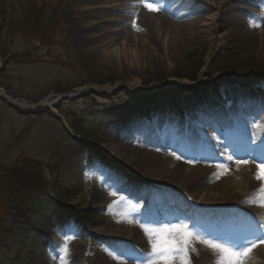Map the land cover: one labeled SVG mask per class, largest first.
<instances>
[{
  "label": "rangeland",
  "instance_id": "1",
  "mask_svg": "<svg viewBox=\"0 0 264 264\" xmlns=\"http://www.w3.org/2000/svg\"><path fill=\"white\" fill-rule=\"evenodd\" d=\"M164 4L169 7L165 10L162 4L164 12L149 11L157 14V22L172 8ZM144 8L137 7L134 17L121 12L116 2L102 5L91 0L81 6L80 0H0V90L8 99L30 106L73 94L33 113L0 98V264H142L151 245L141 225L161 226L151 200L165 204L156 211L163 212L164 223L188 227L192 209L173 184H153L148 175L126 164L110 142L112 134L119 135L115 128L122 130L128 114L144 108L153 116L146 121L150 134H122L117 141L147 138V150L157 153L151 163L169 156L167 165L172 167L177 159L168 144L182 137L174 134L178 127L160 126L157 116H168L172 122H180V117L191 120L190 111L199 103L213 107L218 96L243 87L255 88L264 98V75H255L264 71V50L241 36L228 39L219 28L231 29L233 23L224 18L211 26L204 44L179 53L168 49L171 64L154 60L130 69L126 56L94 53L80 40L79 28L86 24L97 30L104 23L127 36L139 33ZM246 8L252 6L230 0L225 12L245 20V31L259 30L249 26L261 22ZM154 44L163 56L162 40ZM230 70L240 73L229 76ZM132 77L139 80L138 87H133ZM263 115L259 111L256 118ZM67 117L83 134L75 141L65 132L70 133ZM210 179L215 187L223 184L215 181L219 176ZM72 192L79 194L65 197ZM257 205L252 200L245 204L256 211L261 209ZM194 247L191 264H202Z\"/></svg>",
  "mask_w": 264,
  "mask_h": 264
},
{
  "label": "bare ground",
  "instance_id": "2",
  "mask_svg": "<svg viewBox=\"0 0 264 264\" xmlns=\"http://www.w3.org/2000/svg\"><path fill=\"white\" fill-rule=\"evenodd\" d=\"M88 1L91 0H80V5L84 6ZM92 1L102 5L116 2L121 12L125 14L133 13L137 8L132 7L134 0ZM165 1L171 4L173 3L172 8L167 12L168 17H162V19L157 22V14L150 13L147 8H144L139 17L138 24L141 25L142 28L139 33H133L131 36H127L124 30L108 27L104 23L99 24L97 30H95L92 25L86 24L79 28L80 40H85L86 45H91L92 48H90V50L94 51V53H102L104 55L121 54L123 57L126 56V61L129 62L128 66L130 69L133 67H144V64H147L148 61L152 63L165 60L166 63L171 64L172 59L167 51L168 49L173 53H179L181 49H186L191 45L193 46L200 42L204 44L207 42V37H205V35H210L211 26L221 18H224L233 23L231 29L228 25L219 28V30L226 32V37L228 39L237 40L240 38L238 36H241L245 38L243 41H246L247 44L260 46L264 50V15H262L264 13H262V11H260L261 8H259L261 7L259 6L260 3L263 4L264 0H244L247 5H250V7L252 6V9L246 8L249 14L257 17L261 22L260 29L255 31H245L247 26L245 20L225 12L229 6L230 0H164V2ZM212 7L216 8L215 11H207V13H205L206 10ZM222 11L225 16L220 14ZM83 13L88 14V11L84 10ZM188 17H190L189 21L191 19H193V21L189 22L186 19ZM115 18H118L117 20L127 21V18ZM175 18L183 19V22H174ZM192 28H197L199 32L196 33ZM94 32H97L96 36L92 35ZM154 40H162V44L165 46L163 56H161L162 51L160 52V50L156 48ZM128 57L131 59H128ZM132 81L133 87H138L140 85L138 79L132 77ZM237 92L238 89L234 91L235 97H233V99L229 97L233 106L231 110L228 109L230 110L228 113H230L235 122L240 123L243 127L245 133L244 144L250 143V141H248L250 139L254 140L253 150H255L257 154L261 151V156H259V158L256 157L259 159H256V162H262L264 161V150L260 147V143L264 141V115L256 125L255 129L257 135L254 138L252 135L248 134L250 130L247 126L249 124L248 121H240L237 117H239L238 114H243L247 117L255 118L258 112L261 111V108H264V99L261 100L258 91L249 87H245L241 92ZM0 95L6 96L1 90ZM13 102L18 103L16 101ZM46 103L49 105L51 104L50 100H47ZM25 105L26 103H22L19 105V108H23ZM143 109L144 108L141 106H138L135 111L130 112L131 114L127 116L129 120H126L122 130L119 131L118 128H115V130L117 129L116 131L119 132V135L115 134L116 136H114V134H112L110 137L111 145L115 148V151L119 153L120 157L123 158L126 164L148 175V180L153 182V184H173L177 194H183L190 203L198 204V207L200 206L202 210L215 212L223 207L222 204L230 203L233 209L246 212L247 209L244 206L247 202L253 200L260 204L264 194L258 191L261 187V182L254 178V171L257 172V169L254 168L255 166L252 162L249 165L248 162L236 163L238 160H243L246 155L242 153L243 145L241 143L234 144L237 147V152L233 154V158L224 160V166H222L221 163L215 166H209L208 164L210 162L206 159H202L197 165H189L184 161L180 163L176 162L170 167L167 165L169 157L158 160L157 165L151 163L153 161L152 158H155L157 153L147 150L148 142L150 143L147 138L137 137L134 142H118L117 140H120L121 137L119 136H122V134L138 133L139 135L146 134V136L150 134L151 130L149 131L148 128L145 127L147 126L146 121L148 117L152 118L153 116ZM173 112L177 113L178 109L173 107ZM190 112L189 115L191 116V120L189 121H184L183 117H180V122H172L170 117L165 115H159L157 117H160L159 124L163 127L167 124H177L176 126L182 131L184 124L189 126L188 136H193V138H195V135L200 134V131L208 137H212L214 136V132L219 131L222 122L227 120L231 121L227 114H224L223 109L218 103L216 107L199 103V105H196ZM133 115H137V119L131 118ZM251 131L252 130H250V132ZM244 160L248 161V159ZM216 176H219L220 179L215 181L223 183L221 186L216 185L217 188L214 185H210L212 182L210 178ZM213 190H216L215 193ZM180 201L184 202L182 198ZM180 201H176V203ZM184 203L185 205L188 204L186 202ZM249 212L256 224L264 223V207H261V209L257 211L249 208ZM232 219L235 226L238 228L241 224L239 223V216L234 213ZM247 223V229L254 232L255 228L250 224V220L247 221ZM130 227L132 229L134 228L131 225ZM261 230L264 231V228H261ZM131 233L133 234V230H131ZM196 248L199 256L203 260L202 264H216L218 256L213 250L199 242L196 243ZM263 251L264 243L253 248L248 257L244 260V264H264Z\"/></svg>",
  "mask_w": 264,
  "mask_h": 264
},
{
  "label": "snow or ice",
  "instance_id": "3",
  "mask_svg": "<svg viewBox=\"0 0 264 264\" xmlns=\"http://www.w3.org/2000/svg\"><path fill=\"white\" fill-rule=\"evenodd\" d=\"M140 5L149 11H160L163 8L160 0H152L151 3L147 0H134L132 7H139ZM131 15L135 17L137 13H131ZM132 25L137 27L135 19H133ZM249 26L260 27L255 22H250ZM137 30L139 29L137 28ZM247 162V160L236 161L237 164ZM254 178L261 182L258 191L264 194V161L257 164V172ZM260 206L264 207V197L260 201ZM141 227L149 235L151 245V252L144 255L142 264H177V261L179 264H191L190 253L196 251L193 241H198L213 250L218 256L216 264H244V260L252 249L259 243H264V233L254 239L245 237L238 243H232L205 238L199 232L189 231L187 225L184 224L162 223L159 227L150 228L146 225H141ZM259 227L264 228V223L260 224Z\"/></svg>",
  "mask_w": 264,
  "mask_h": 264
},
{
  "label": "trees",
  "instance_id": "4",
  "mask_svg": "<svg viewBox=\"0 0 264 264\" xmlns=\"http://www.w3.org/2000/svg\"><path fill=\"white\" fill-rule=\"evenodd\" d=\"M264 72V71H263ZM258 73H261L260 71L258 72ZM102 83V82H101ZM39 101V100H38ZM37 101V102H38ZM68 119H67V122H68V124H69V126H70V128L75 132V133H77V134H80L81 133V131H79V128L78 127H76L73 123H72V121L71 120H69V117H67ZM66 132V131H65ZM66 134L70 137V139H72V141H75V139L73 140V138L66 132ZM76 195H78V192H72L71 194H67L65 197L66 198H71V197H74V196H76Z\"/></svg>",
  "mask_w": 264,
  "mask_h": 264
}]
</instances>
